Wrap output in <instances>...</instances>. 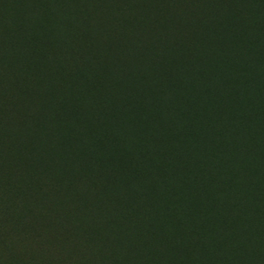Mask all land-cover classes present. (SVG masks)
<instances>
[{"label":"trees","instance_id":"obj_1","mask_svg":"<svg viewBox=\"0 0 264 264\" xmlns=\"http://www.w3.org/2000/svg\"><path fill=\"white\" fill-rule=\"evenodd\" d=\"M142 5L153 9L152 14L143 12ZM162 7L160 0H119L116 12L125 13V17L116 20L119 29L109 39L103 37L110 33L107 27L90 26L81 30L88 24L85 19H76L73 27L66 26L71 30L74 46L64 51H57L49 42L47 51L51 52L43 53L37 38L16 43L17 57L0 69V84L2 91L3 87L8 88L12 103L16 97L35 98L33 105L27 107V115L17 120L20 129L8 150L21 154V149L28 146L26 160H21L31 171L27 174L28 181L21 180L17 172L21 164L17 168L6 166L0 157V259L6 255L15 264H21L19 246L24 248L38 242L39 250L44 253L42 240L59 231L70 236L75 228L83 233L81 239L86 245L101 237L110 244L112 252H129L134 241L128 238L120 242L113 227L122 222L127 229L138 228L141 235L154 238L155 229L145 226L149 217L160 215L159 203L163 199L182 208L188 232L192 233L193 228L203 231V221L211 212L206 195L217 194L213 176L227 163L221 158L222 150L236 153V141L240 137L237 131L246 122L264 126L263 104L258 107V118L244 113V120L237 121V127L226 119L225 113H219V94L207 93L203 88L210 81H221L228 88H224L226 91H234L230 80L236 70L233 67L228 70V64L247 66V72L242 70L237 74L242 80L255 74L248 73L252 66L263 64L264 0H190L188 6L177 0L172 11L165 12ZM85 9H90V3L85 4ZM191 15L196 16L207 32L199 46L202 57L197 58L195 65L206 67L199 71L203 72L200 82L187 86L181 77L183 68L177 67L178 76L173 83L172 76L159 62L144 70L143 48L136 41L141 45L139 39H146L143 47L149 50L154 43L152 35L167 37L170 33L174 39L192 40L194 24L188 20ZM93 33L102 38L100 46L92 39ZM13 40L12 35L0 40L4 53L11 50ZM216 49L225 56L216 57ZM16 65L22 66L18 69ZM102 70L115 79L112 87L116 89L114 94L123 98L121 106L112 105L109 93L96 88L100 84L97 71ZM29 81L38 94L26 89L25 83ZM132 81L141 85L136 98L130 92ZM221 99L233 100V97L224 91ZM34 104L55 108L59 120L47 131L57 147L36 144L35 134L27 130V121L33 124L38 119V107ZM71 114L73 125H80L78 133L72 132L77 128L65 118H71ZM91 127L89 133L94 137L87 139L83 128ZM77 140H80L77 165L67 169L68 158L76 156L74 152L71 155L70 149ZM55 154L59 157L57 162L51 158ZM85 154L88 157L84 158ZM84 171L87 177H82ZM79 180L83 184L76 187L74 183ZM90 197L97 203H88ZM111 202L114 206L109 208ZM252 218L262 221L261 212L254 211ZM90 222H96L97 230L88 227ZM174 240L171 244L174 243L175 253L182 247ZM191 244L204 250L198 243L191 241Z\"/></svg>","mask_w":264,"mask_h":264},{"label":"rangeland","instance_id":"obj_2","mask_svg":"<svg viewBox=\"0 0 264 264\" xmlns=\"http://www.w3.org/2000/svg\"><path fill=\"white\" fill-rule=\"evenodd\" d=\"M118 1L0 0V40L7 35H12L14 38L9 52L4 53L0 48V69L2 67L5 68L9 61L16 59V43H19L21 39H39L43 53L51 52L49 49L47 51V43L49 42L54 44V48L57 51L72 48L74 42L69 34L71 30H68L66 26H72L76 19H85L88 24V26L85 24L81 27V30L89 29L90 26L92 28H97V26L107 27L110 33L103 37L109 39V36L114 35L113 32L119 29L116 20H121V18L125 17V13L117 14L116 12ZM161 2H163L162 8L167 12L168 10H173L177 0H160ZM180 2L188 6L190 0H180ZM87 3H90L88 11L85 9V4ZM106 6H109V8L106 9ZM141 8L145 13L146 11L149 14L153 12V9L151 10L150 7L146 8L145 5H142ZM137 9L135 8V11ZM188 20H192L194 24V29L192 30V36L194 37L192 40L186 38L174 39L171 36L172 34L168 33L167 37L164 34L152 35L154 43L149 50L143 47V44L144 46L147 44L144 38L139 39L142 42L141 45L137 41L136 44L141 46V49L143 48L141 52L144 70L152 69V66L159 62L163 70L172 76L174 83L178 76L176 68L182 67L181 77L186 80L187 86L192 87L197 82H200L203 76V72L199 71L206 70L203 65L198 68L195 65H197L198 59L202 57L199 46L203 35L207 34V32L203 26L198 24L196 16L192 18L191 15ZM92 36L95 44L100 46L102 38L95 33ZM112 39L114 38L111 37ZM192 44L193 46H191ZM216 51V57L225 56L224 54H219L221 50L216 49ZM261 64L252 66L248 73L249 75L255 74L250 79L246 78L244 80L238 75L242 70L247 72V66L244 63H237L231 66L228 64V70L231 67L236 70V75H232L230 80L234 83V91H226L225 89L228 88L221 81H210L205 83L206 86L203 88V91L207 93L214 92L219 94V103L217 104L219 113H225L226 119L228 118L230 123L237 127L239 120H244V113L249 112L251 116L257 117L259 105H264V75ZM262 65L264 66V62ZM21 66L16 65V68L19 69ZM99 72L97 71V75H99L100 84H96V88L100 92L109 93L112 105L121 106L123 98L116 96L114 94L116 89L112 87L115 79H110L112 77L104 70ZM163 80L165 81V79ZM163 80L157 79L158 82ZM101 81H104V83ZM6 83L7 81L2 84L5 85ZM130 83L132 87L130 89V92H132L131 96L136 98V95L139 94L138 88L141 85L136 81ZM25 84L27 90H33L34 93L38 94V90L32 81ZM1 88L0 84V157L6 166L17 168L21 164L17 172L21 180L25 179L28 181L27 174L30 173L31 169L21 159H25L29 151L27 148L29 147L27 146L25 150L21 149V154L15 150L12 152L8 150L10 145L14 144L15 137L20 129L17 126V120L23 119V116L27 115V107L33 105L35 98L33 95L30 98L16 97V99L12 100V103L8 99V91H6L8 88L3 87V91ZM170 89H173V87L171 86ZM224 91L226 95L232 96L233 100L223 101L221 96ZM34 105L35 108L38 107L36 110L38 119L33 124H28L27 121V130L35 134L36 144L47 143V146L50 144L51 146H56L57 143L54 144L55 141H50L47 131V129H53L59 120L56 119L55 108L52 109V106L47 108L42 106V108L41 105ZM65 118L75 127L73 125L75 124L73 114H71V118ZM79 126L75 127L77 130L71 129L72 132L78 133ZM244 126L241 127V132L236 130L240 133V137L236 141V153L231 154L228 150H222L221 158L225 159L227 163L224 165L225 168L216 172L213 176L214 190L217 194L214 196L206 195L210 200L211 212L203 221L202 232L199 228H193L194 231L192 233L188 232L185 229L187 222L181 214L182 208L175 202L163 199L159 203L160 215L157 218L149 217L146 226L144 225L145 228L151 227L155 229L153 231L156 234L154 238L149 239L146 235H141L142 233H139L138 228L129 226L127 229L122 222H118L113 227L114 235L120 242H125L128 238L134 241L133 247L129 252L126 250L121 254L112 252L110 244L105 238L101 237L100 239L98 237L97 241L89 242L86 245L84 239H81L83 233L75 228L72 229L70 236L59 231L53 237L48 238V240H42L41 242L46 248L44 253L39 250L40 243L38 242H31L24 248L19 246L21 249H18L21 252V264H264V126L256 127L255 123L250 124L249 122H246V126ZM91 129L93 128H83L87 133V139L94 137V135L89 133V131H92ZM71 130L68 133H71ZM237 132L234 133L236 134ZM232 135L234 136L233 133ZM3 140L7 143L6 145ZM26 140L24 138V141ZM79 144L80 140L74 141L72 144L71 155L73 156L74 152L76 156L75 158H68L67 169H72L74 165H77L75 161L77 160L78 152L76 150ZM92 155L93 153L90 156L92 157ZM86 157L88 155L85 154L84 158ZM51 158L55 162L59 160L58 154L52 155ZM58 163L61 164L60 161ZM54 166H58V164L54 163ZM81 175L82 177H87L86 175L88 174L84 171ZM82 184L83 182L80 180L74 183L76 187ZM75 192L80 193V189H76ZM185 193L187 194L186 190ZM220 194L225 198L222 199ZM90 202L97 203L94 197L89 198L88 203ZM74 204L73 207L76 206L75 199ZM112 206L114 204L112 202L109 203V208ZM254 211H257V213L261 212L263 222L253 220ZM88 227L97 230L98 225L96 222H90ZM172 238L175 239L174 242L176 244L182 247L175 253L172 250V245H174V243L171 244ZM191 241L203 246L204 250L195 249ZM103 254L105 255L103 256ZM121 255H125V258ZM109 256L111 257L108 258ZM138 256L140 257L138 258ZM228 259L231 260L228 261L230 263L226 262ZM0 264L15 263L11 257L4 255L0 259Z\"/></svg>","mask_w":264,"mask_h":264}]
</instances>
